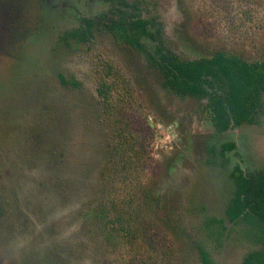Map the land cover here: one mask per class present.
<instances>
[{
	"label": "rangeland",
	"instance_id": "374dc122",
	"mask_svg": "<svg viewBox=\"0 0 264 264\" xmlns=\"http://www.w3.org/2000/svg\"><path fill=\"white\" fill-rule=\"evenodd\" d=\"M114 8L160 22L185 59L217 50L264 58V0H0V264H142L139 251L106 237L95 211L131 194L145 206L142 187L160 204L146 210L166 245L156 264H204L200 249L213 264H239L253 243L226 215L232 171L264 169V108L258 123L218 132L207 97L165 87L158 66L105 20L86 42L66 37ZM140 41L155 51L150 37ZM119 120L150 134L137 169L112 167ZM214 218L228 228L222 244Z\"/></svg>",
	"mask_w": 264,
	"mask_h": 264
},
{
	"label": "trees",
	"instance_id": "16d2710c",
	"mask_svg": "<svg viewBox=\"0 0 264 264\" xmlns=\"http://www.w3.org/2000/svg\"><path fill=\"white\" fill-rule=\"evenodd\" d=\"M99 16L98 20L83 18L82 25L69 31L66 37L86 42L92 36L95 23L105 20L104 26L118 42L130 43L158 66L165 87L183 95L207 97L208 114L218 132L244 123L259 122V115L264 108V58L248 61L231 51L217 50L211 56L185 59L170 49L164 28L157 20H147L121 8H114L110 13H101ZM140 36H148L156 43L154 52L147 49L140 41ZM59 77L63 84H78L63 74H59ZM108 91L107 85L99 88L104 100L108 99ZM123 123L117 121L113 130L115 141L110 145V154L115 162L112 167L119 171L134 170L137 169L140 156L150 157V134L145 129L136 133ZM234 148L236 143L231 141L225 143L221 150L225 153ZM123 176L125 181L132 179V173ZM232 179L235 190L226 215L231 224L242 227L253 243V248L242 257L239 264H264V169L246 171L238 164L232 171ZM139 193L141 198H145V206L135 205L133 194H125L128 199L123 204H113L115 211L104 206H99L95 211L100 224L106 225L105 235L109 240L115 242L120 239L128 244L131 252L139 251L140 254L134 255L139 263L156 264L154 253L156 251L157 254L158 249H162L165 244L159 231L151 222L148 223L146 210L156 212L160 205L159 199L154 197L153 201L149 200L152 194L149 195L143 187ZM216 225L221 228L218 242L222 244L223 233L228 228L223 219L214 218V230L218 229ZM144 250L149 255H144ZM200 251L204 264H213L209 253L204 249Z\"/></svg>",
	"mask_w": 264,
	"mask_h": 264
},
{
	"label": "flooded vegetation",
	"instance_id": "af4514ba",
	"mask_svg": "<svg viewBox=\"0 0 264 264\" xmlns=\"http://www.w3.org/2000/svg\"><path fill=\"white\" fill-rule=\"evenodd\" d=\"M214 125V124H213ZM209 255H210V253H209ZM211 257V256H210Z\"/></svg>",
	"mask_w": 264,
	"mask_h": 264
}]
</instances>
